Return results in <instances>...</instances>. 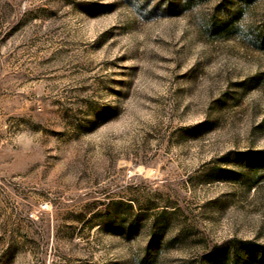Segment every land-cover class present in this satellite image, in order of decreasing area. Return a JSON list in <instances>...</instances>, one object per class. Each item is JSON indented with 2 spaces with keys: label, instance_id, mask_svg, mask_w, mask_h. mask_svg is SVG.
Returning a JSON list of instances; mask_svg holds the SVG:
<instances>
[{
  "label": "rangeland",
  "instance_id": "1",
  "mask_svg": "<svg viewBox=\"0 0 264 264\" xmlns=\"http://www.w3.org/2000/svg\"><path fill=\"white\" fill-rule=\"evenodd\" d=\"M184 1L0 0V264L264 262V0Z\"/></svg>",
  "mask_w": 264,
  "mask_h": 264
},
{
  "label": "trees",
  "instance_id": "2",
  "mask_svg": "<svg viewBox=\"0 0 264 264\" xmlns=\"http://www.w3.org/2000/svg\"><path fill=\"white\" fill-rule=\"evenodd\" d=\"M242 2H251L252 0H241ZM191 0H186L184 1L185 5H190ZM238 13L236 15H230V14H225V28L229 29L231 28L232 24L235 22V19H238ZM257 37L258 39L261 41L262 46H264V27L262 29H260L257 32ZM262 264H264V262L262 261Z\"/></svg>",
  "mask_w": 264,
  "mask_h": 264
}]
</instances>
